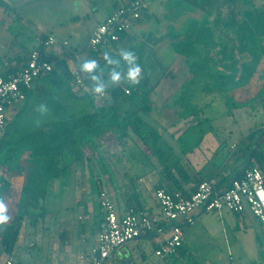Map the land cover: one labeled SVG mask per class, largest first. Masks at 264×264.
Segmentation results:
<instances>
[{
  "label": "crops",
  "instance_id": "0c3cea01",
  "mask_svg": "<svg viewBox=\"0 0 264 264\" xmlns=\"http://www.w3.org/2000/svg\"><path fill=\"white\" fill-rule=\"evenodd\" d=\"M110 1L114 2V7L104 15L97 27L127 0ZM152 1L155 0H149L147 10L134 23L132 31L122 43L125 53L132 52L134 62L139 64L142 72L140 82L133 86L131 95L117 102V110L109 94L117 85L112 84L109 72L112 69H123L118 57L108 50H89V39L96 27L88 35L84 49L80 47L79 38L76 41L80 45L75 51L69 50L70 43L67 40L57 39L59 44L54 49L57 54L66 53L71 75L77 62L82 65L86 60H95L99 67L92 75H97L99 80L96 83L105 87L104 99L76 91L71 80L54 72L40 78H46L45 80H37L23 105L9 110L7 114V128L0 144L5 142L11 123L21 117L23 109L36 91L47 97L49 86L57 84L64 87L69 82L71 92L87 105L83 111L67 112L65 100H58L55 102L58 109L39 127L42 146L51 144L54 137H63V153L53 160H43L57 164L56 178H65L71 170L75 200L82 210L80 226L69 220L68 216L55 225V205L49 208L46 213L49 224L41 230V250H44L41 264H92L94 251L98 247L100 225L105 215L101 206L103 192L107 194L120 218L133 209L159 219L161 211L155 200L157 190L163 189L173 195L189 198L200 183L214 180L216 190L223 192L234 179L243 175L248 166L255 165L250 151H246V138L251 131L244 134L239 130L237 132L241 139L228 142L224 139L228 131L204 129L203 126L219 106L223 108L224 115L233 117V113L226 109L227 97L234 95L240 103L250 101L253 85L251 78L256 76V81H264V69L255 73L249 51L245 52L241 47V41L245 42L244 35L247 32L238 27L243 24L246 12L256 9V5L251 4L250 0H240L243 2L242 7L244 4L247 6L240 19L236 20V15L228 17L227 14L235 10L239 0H235L233 4H227L226 0H157L159 7L153 10L150 8ZM164 20L169 21L166 29L160 27ZM16 50L17 55L0 59V75L17 65L15 58L21 55L22 48L18 47ZM226 54L231 58L229 62L225 59ZM247 65L251 67L248 72L245 71ZM85 75L88 76L86 73ZM91 83L93 84L92 81ZM255 84L254 88L258 91L264 87V82ZM190 105L199 110L197 116L189 113ZM262 105L264 109V100ZM145 106L149 107L148 113L142 112ZM206 110L212 114L205 113ZM251 111H254L253 107L236 110L237 114L249 118ZM89 116L92 117L89 120L92 124L85 125L86 123L81 122L76 126L78 121ZM134 116L142 117L157 132L161 141L173 148L180 159L178 171H163L153 154L152 144L143 143L131 129L130 119ZM262 128L264 126L257 128L255 132ZM68 134L73 135L75 140L69 141ZM231 136L232 132L229 133V137ZM261 137L262 134L255 141L253 150ZM104 163L110 165L112 175L102 169L99 173L86 165L81 168V164ZM10 182L7 174L0 171V185H10ZM54 184L56 183L52 185ZM59 184L58 182L56 186ZM51 193L54 195V189ZM207 214L221 220L223 225L232 221L240 222L244 234L242 233L235 246L240 258L250 257L251 264H264L262 225L249 211L237 215L227 210L221 213L200 211L179 221L177 225L185 232L183 247L177 255L161 264H172L175 260L185 262L189 258V248L192 246V241L188 240L189 234L196 233L198 225L207 219ZM172 227L173 224L161 221L154 231L145 233L135 241L143 246L154 244L158 249L170 238ZM37 247L35 243L29 245V249ZM246 249L252 250L250 256ZM2 254L8 257L5 261L0 260V264H6L9 259L16 264L11 254L0 246V255ZM113 259L118 264H136L139 261L135 254L122 248L110 260Z\"/></svg>",
  "mask_w": 264,
  "mask_h": 264
},
{
  "label": "rangeland",
  "instance_id": "374dc122",
  "mask_svg": "<svg viewBox=\"0 0 264 264\" xmlns=\"http://www.w3.org/2000/svg\"><path fill=\"white\" fill-rule=\"evenodd\" d=\"M242 1L237 3L235 10L232 11L233 15H236V20L240 19L247 6L244 4L242 7ZM250 1L251 4L256 5L257 13L252 18L249 16L243 18V23L249 28L244 35L245 42H243L245 46L250 45L247 51L252 57L251 60L254 64L252 68L255 73H259L264 69V49H261L259 42L255 40L258 35H255L256 31L253 28L257 24L259 30L262 31L264 27V0ZM113 4L114 2L110 0H0V59L4 60L5 56L17 55L18 47L25 51H32L33 48L40 45L42 35L58 41L67 40L70 43L69 50L75 51V48L80 44V47L84 49L88 35L103 20L104 15L114 7ZM158 7L157 0L150 3L152 10ZM227 15L230 16V14ZM168 25L169 21L164 20L160 27L166 29ZM76 38L81 40L80 44H77ZM79 49L81 50V48ZM225 59L229 62L231 58L226 54ZM248 68L251 67L247 65L246 72L249 71ZM255 77L251 78L253 85L252 95L249 99L254 111L249 113L250 118L237 114L236 110L241 108L230 110V106H227L229 99L232 100V103H234L233 101L237 104L240 103L236 96L231 95L227 97L226 109L233 113V117L229 118L224 115L223 108L219 106L215 109L213 116H210L209 122L204 124V129L228 131L224 139L234 142L241 139L237 131L241 130L244 134L249 131L255 133L257 128L260 129L264 126L262 94L257 88H254L255 83L259 84L264 81H256ZM49 87L47 97L41 95L40 92H34L23 109L21 117L11 123L5 142L0 144V171L7 174L11 181L10 185L6 187V192L0 191V199L8 208L7 214L10 219L7 224H13L17 221V217L21 222L17 242L10 252L16 264H41V254L44 252L41 250V230L49 224L46 213L53 205L56 210V214L53 216L55 225L66 216L74 224L81 225L79 217L82 215V210L79 209L75 200L74 176H71V170H69L65 178H56V171L46 170L45 165L48 163L43 160L46 157L40 150L43 142L39 127L55 113L56 108L58 109L55 105L58 100H65L67 112L81 109L83 111L87 105L85 101L77 98L71 92L69 82L64 87L57 84ZM232 103L231 105H233ZM198 112V109L192 105L189 106V113L197 116ZM204 112L212 114L208 110ZM230 132L233 133L231 137H229ZM259 137L260 134L257 139ZM259 148L261 152H264V137ZM81 165V168L86 165L87 168H93L99 173L102 169V171L105 170L109 174H113L110 165L106 163ZM56 180L61 185L56 186L58 183ZM53 183L56 184L53 186ZM52 189H54V195L51 193ZM206 217L207 219L198 225L196 233L189 234L188 240L192 241L189 258L185 259V262L175 260L172 264H204V262H207L206 264H251L250 257L240 258L239 250L235 248L243 233L240 222L235 221L234 224L232 221V223L223 225L222 221L214 218L213 215L207 214ZM241 239L244 240V237ZM30 243H35L38 247L29 249ZM122 250H128L135 254L136 259H139L136 264L159 262L155 254L157 248L154 244L149 243L143 246L142 243L134 241L123 246ZM251 251L246 249L248 256ZM7 257L2 254L0 260L5 261ZM108 264L118 263L116 259H113Z\"/></svg>",
  "mask_w": 264,
  "mask_h": 264
},
{
  "label": "built area",
  "instance_id": "2783aa9c",
  "mask_svg": "<svg viewBox=\"0 0 264 264\" xmlns=\"http://www.w3.org/2000/svg\"><path fill=\"white\" fill-rule=\"evenodd\" d=\"M148 2L149 0H127L96 28L89 39V50L94 52L100 49L108 50L127 66L129 62L121 55V50L125 52L122 48L121 36L132 31L134 23L147 10ZM57 44L55 39L50 38L45 46L51 48ZM80 65L77 62L72 71L75 90L104 99L106 92L103 95L94 94L87 85L86 75L81 72ZM126 70L119 86L125 95L129 96L133 85L126 82ZM53 71V66L41 56L40 52L34 51L30 54L24 69L7 79L0 78V142L7 128L9 110L20 108L26 100V91L30 90L38 79ZM258 191H264V167L256 166L246 169L243 176L234 180L223 192L216 190L214 180L200 183L189 198L159 189L155 193V200L161 211L159 219L133 209L128 210L126 215L120 218L107 194L103 192L101 206L105 215L100 225L98 247L94 251L92 264H106L118 249L134 242L145 233L154 231L157 224L162 221L173 224V227L170 238L155 252L159 259L158 264H161L177 255L183 247L185 234L177 225L178 222L200 211L221 213L227 210L237 215L249 211L257 218L264 231V201L257 194ZM6 264H14V261L9 259Z\"/></svg>",
  "mask_w": 264,
  "mask_h": 264
},
{
  "label": "trees",
  "instance_id": "16d2710c",
  "mask_svg": "<svg viewBox=\"0 0 264 264\" xmlns=\"http://www.w3.org/2000/svg\"><path fill=\"white\" fill-rule=\"evenodd\" d=\"M226 2H227V4L228 3L233 4L235 2V0H226ZM120 7H118V8H120ZM256 13H257V9L248 10V12H246L245 17L249 16L250 18H252L255 16ZM229 14H230V16L233 14L232 10L229 12ZM238 27L243 32H248V30H249V28L244 23ZM253 30L256 31L255 35H258V36H256L255 40L257 42H259V45L261 46L260 48L264 49V27H263L262 31H260L258 28V25L255 24ZM125 36L126 35L121 36V43H123ZM49 39H50L49 37L42 35L40 37V45L33 48L32 51H25L24 49H22L21 55H19L15 58L17 61V65L13 68L7 69V71H5L4 73H2L0 75V78L7 79L9 76L14 75L17 72L24 69L28 63L30 54L34 51H38V52H40L41 56L53 66V68H54L53 73L59 72L64 77H66L67 80H71L73 82V78H72V75L69 71L68 64H67L66 53L63 52L62 54H57V52L54 49L56 46L51 47V48L46 47L45 43ZM241 47L246 52L247 49L250 48V45L248 44L247 46H245V43L243 42ZM119 62H120V66L123 69L122 70V78H123L125 70L128 67H132L133 65L128 64L127 66H125L120 60H119ZM48 75H50V74H48ZM86 83L90 88H92V83L89 80L88 76L86 77ZM133 86L131 87V92H132ZM29 91L30 90L26 91V93H25L26 96H27ZM260 92L262 94V100H264V87L260 90ZM109 94H110V98L112 99V101L115 102V109L116 110L118 109L117 102L121 101V100H123V99H125L131 95V94L129 96L125 95V93L123 92V90L121 89L119 84L117 85V87L115 89H113L112 91H109ZM233 102L234 103H232V100H230V99H229V101H227V106H230L229 107L230 110L233 108L239 109V108H246V107H250V106L252 107L251 101H247V102H243V103H239V104H237L235 101H233ZM231 103L233 105H231ZM230 110H229V112L232 113ZM148 111H149L148 106H145L142 108L143 113H148ZM91 119H92V117L89 116L82 121H78L76 123L77 124L76 126H78L81 122L86 123L85 125H87V124L90 125L93 123V122H89V120H91ZM130 120H131L130 121V127L133 130V132L137 135V137L146 145L152 144L153 154L156 157L159 165L162 167L163 171L165 173H170L173 170L178 171L179 167H180V159L175 154L173 148L170 145L162 142L161 138L159 137L157 132L149 124H147V122L144 121L142 119V117L134 116V118H131ZM86 121H88V122H86ZM259 134H262V137L258 141L256 149L253 150L254 143L257 140V136ZM68 137H70L69 141L75 140V138L71 134H68L67 139H68ZM263 137H264V128H262L257 133L256 132L251 133L246 138V142H248L246 151H250L251 156L253 158V161L256 162L255 165H250V166H248V168H252L255 166L259 167V168L264 167V152H261V150L259 148L260 144L263 142ZM63 141H64L63 137H54L51 144H47V145L42 146L40 148V150L42 151V153L45 155V157L48 160H53L54 158H56L57 156H59L60 154L63 153V149L65 147L62 144ZM67 143L68 144L66 146L69 145V142H67ZM45 167H46L47 171H52V172L57 171L56 170L57 164L48 163L45 165ZM248 168H246V169H248ZM7 186H8V184L0 185V191H2L3 193L6 192ZM136 212H138V211H136ZM16 220L17 221H15L11 225H9L7 223L4 225H0V246L8 254H10V252L13 250V248L17 242V238L19 236L20 229H21L20 218L17 217Z\"/></svg>",
  "mask_w": 264,
  "mask_h": 264
},
{
  "label": "clouds",
  "instance_id": "9594fccd",
  "mask_svg": "<svg viewBox=\"0 0 264 264\" xmlns=\"http://www.w3.org/2000/svg\"><path fill=\"white\" fill-rule=\"evenodd\" d=\"M121 55L124 60H127L129 64H132V67H128L126 70V82L132 85L139 84L141 79L142 69L139 64H135L133 54L128 52L125 53L121 50ZM105 59L107 56L105 55ZM111 63V61H109ZM98 64L95 60L85 61L82 65H80L81 72L88 74V78L93 82L92 84V92L94 94L103 95L105 93V87L102 84L96 83L99 80L97 75H92V73L98 68ZM110 80L113 85H118L122 79V71H117L115 69L110 70L109 72ZM259 178V177H258ZM261 200L264 201V191H258L257 193ZM8 208L2 199H0V225L6 224L10 217L7 214Z\"/></svg>",
  "mask_w": 264,
  "mask_h": 264
},
{
  "label": "water",
  "instance_id": "95a60500",
  "mask_svg": "<svg viewBox=\"0 0 264 264\" xmlns=\"http://www.w3.org/2000/svg\"><path fill=\"white\" fill-rule=\"evenodd\" d=\"M237 179H238V178H237ZM234 180H236V179H234ZM234 180H233V181H234ZM233 181H232V182H233ZM232 182H231V184H232ZM231 184L229 185V187L231 186ZM229 187H228V188H229ZM228 188H227V189H228ZM125 264H132V263L130 262V263H125Z\"/></svg>",
  "mask_w": 264,
  "mask_h": 264
}]
</instances>
